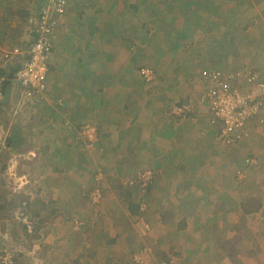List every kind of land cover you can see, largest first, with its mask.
Wrapping results in <instances>:
<instances>
[{
  "label": "crops",
  "instance_id": "0c3cea01",
  "mask_svg": "<svg viewBox=\"0 0 264 264\" xmlns=\"http://www.w3.org/2000/svg\"><path fill=\"white\" fill-rule=\"evenodd\" d=\"M209 2L212 0H95L94 6L88 2L86 7L93 14L87 13L81 2H76L81 5L78 8L71 3L66 17L77 12L76 17L69 20L70 24L64 22L57 32L55 50L49 61L47 96L35 104L30 114L35 118L38 108L41 111L42 106H52L51 92L61 90L67 92L68 103L63 94L57 101L62 109L60 126L67 129L69 122L72 129L75 124L76 136L88 119L93 120L90 113L101 119L107 109L111 112L117 108L120 114H127L131 123L140 120V125L135 122L133 126L138 125L141 131H134L127 142L122 137L120 145L114 146L111 172L118 174L122 170L132 174L145 169L160 170L152 192L144 198L149 199L150 211L146 218L155 223L153 233L158 229L157 250L163 253V258H170L173 264H264V135L261 137L256 132L259 126L253 122L247 129L248 136L236 146H222L214 128L205 126L209 123V118H205L208 113L204 110L206 116H201L202 105L196 101L199 88L205 89L209 84L202 75L204 70L200 72L198 67L214 70L209 65L212 53L205 52L203 47L202 32H206V25L216 33L225 26L216 22L214 28L209 23ZM32 9L35 4L31 0H0V55L14 45L27 51L34 38L29 25L35 15ZM151 54L157 58L149 57ZM154 64L162 71L151 85H144L140 70ZM164 79L175 83V89L182 92L197 88L195 98L183 100L192 103L195 116L176 118L181 123L163 121V126L158 122L163 104L155 103L157 95L151 91L159 89L156 86L163 84ZM192 121L200 126L201 130L197 128V131L205 132L201 137H206L204 147L197 149L198 155L192 149L197 146L190 144L191 147L188 143L190 137L188 141L178 137L179 126H194ZM191 152L195 153L194 160H202L195 163L196 167L187 164ZM247 157L257 163L247 165ZM0 192L6 201H11L6 191ZM129 193L119 194L111 205L104 198L98 206L103 212H97L102 227L98 236L103 234L106 220L117 222L120 238L108 243H115L117 247L106 249L98 244L90 252L83 249L79 259L84 262L78 260L79 264H129L124 257L132 253L134 246L130 247L131 240L125 241L127 229L135 226L134 221L141 225L138 217L130 212L132 195ZM143 200L146 199L141 192L133 201L147 203ZM26 203L32 207L38 201L32 197ZM88 204L94 206L90 201ZM52 210L55 214L47 220L53 223V233L60 226L54 219L59 215L58 209ZM73 231H76L74 227ZM0 235H3L1 230ZM62 240H56L59 250L67 248L72 258L73 241L64 235ZM54 241L47 250H42L38 257L40 264H50L48 258L58 254L52 251ZM2 242L0 238V247ZM48 251L51 253L47 254ZM87 256L91 258L84 259ZM131 261L130 257V264ZM155 261V264L161 263Z\"/></svg>",
  "mask_w": 264,
  "mask_h": 264
},
{
  "label": "rangeland",
  "instance_id": "374dc122",
  "mask_svg": "<svg viewBox=\"0 0 264 264\" xmlns=\"http://www.w3.org/2000/svg\"><path fill=\"white\" fill-rule=\"evenodd\" d=\"M39 1L42 3V0H38V2ZM94 1L95 0H68L66 12L68 13L71 3L74 5L76 4L73 7L78 8L81 5L76 2H81L83 9L86 11L88 10V8H86L87 3L89 2L90 5H93ZM221 1L223 0H212V2H209L211 12L207 16L210 17L211 22L209 23L212 26L214 25V28L215 25L218 24H216V22L224 24L223 30H220L223 32L217 31L216 33L214 30H209L208 27L210 25H206V32H202L203 42H205L203 45L206 50L205 52L208 51L212 53V57L209 58V65H218L217 67L221 70L223 67L222 64L228 66L227 69L239 68L242 70L245 68L244 71H248V66L264 68V51L261 48L264 47V0H225L222 5ZM67 13L63 17L62 25L64 22L69 20L72 21V19L76 17L77 12L69 16L68 19L66 17ZM87 13L93 14V10H88ZM247 25L250 27H247ZM220 26L221 24L219 27ZM260 50H262L263 53H260ZM0 57V59H2V54ZM149 57L154 56L151 54ZM154 58L157 57L155 56ZM154 65L153 67L158 76V72L162 70ZM206 65H208V63H206ZM147 66L152 67L151 65ZM198 68L200 72L202 69L204 71L206 69L202 66ZM65 72L66 68H64L62 73L65 74ZM141 81L144 85H151V83H153V81L149 83L143 79H141ZM162 86H166L165 88H172L173 90L163 89ZM156 88L159 89L151 91L157 95L155 103L159 105L163 104L164 107L161 106L160 110L162 112V117H160V120L157 118L158 122L161 123L162 126L164 122L169 123L171 121H176L181 123L179 120H176L179 116L178 112L174 110L170 112V107L179 101H183L185 98H195L197 88L192 91H187L186 88L184 92H182V90L179 91V89H175V83L169 82L168 79H164L163 84H158ZM11 90L13 98L10 97L11 99L9 98L7 105L0 110L1 137H13L11 152L8 153L9 156L6 154V157L0 161V191H6L11 197V201H6V199L3 198L5 195L0 192V230L3 234V237L0 235L3 241L1 243L0 253L4 244L5 248L8 250L11 249L14 253L12 254L17 258V264H40L41 262L38 257H41L42 250H47L49 243L55 240L52 251L58 254L54 257L50 256L48 258L49 263L75 264L78 260H81L79 257L83 249L90 252L93 245L99 244L98 246H105L106 249L112 248L113 245L116 246L115 243H108L112 239L118 240L120 238L118 235L120 231L116 230V227H118L117 222L113 224L111 221L107 222L106 220V227L102 230L103 236L99 237L98 235H100L101 232L100 229H102L100 217L95 225L99 230L94 229L89 233L87 232L79 235L76 231H73L75 220L72 224V220L69 219L71 217L80 218L82 216L92 217L93 214L98 212L97 209L99 208L98 206H101V203L94 204V206L91 205L92 207H90L88 201L82 196L84 192L93 186L97 178L101 181L102 198L106 199L107 205H111L115 200L117 201L118 195L126 193L127 191H131V200L132 197L134 200V198L137 199L138 195L140 196L141 193L139 192L140 194H138V189H131L126 184L129 178L135 177L136 173L132 172V174H127V171L123 172L122 170L118 172V174L111 172L114 168L111 151H114L115 145H120L122 137H124L125 139H123L127 142L129 141V136L134 134V131H141V128L138 126L141 124L140 120L132 121L131 123L127 114H120L117 108H113L111 112L110 109H107L101 116V119H98L99 116L97 114L90 113V118H93V120L88 119L87 121L93 123L95 127L100 130L102 145L89 147L88 145L90 142H88V140L85 141L83 138L79 137L80 135L76 136V133H74L75 124L72 126V129L71 123L69 125L70 127H67V129L60 126L62 115L59 114L62 109L57 101L61 99L60 96L63 94L66 95L65 99L67 104V92L61 90H55V93L51 92L50 98L52 100V106H42L41 111L40 108H38L35 113L37 116L34 118L30 114L34 109H18L15 103L14 88H11ZM203 90L204 86L200 87L199 94ZM117 95L118 94H116L115 97ZM143 95L147 97L145 93H143ZM196 98V101H198L197 96ZM108 100L110 101L111 99ZM108 100H105V102ZM161 100H163V102H161ZM199 104L203 106L199 107L203 109L202 112L200 109V115L206 116L203 114H206L204 110L208 108V105L201 102ZM207 117H210V121L213 119L211 116ZM135 122H139L137 126H133ZM191 123H193L194 126H190V124L179 126L181 128L178 131V135L183 134L182 138L187 139V141L190 137L191 140L188 143L189 145L193 144L197 146V148L194 147V149L190 145L198 155L200 151H197V149L204 147V140L206 137H201L205 133L204 131L202 133L199 132L201 128L197 126V122L192 121ZM197 128L199 131H197ZM256 132L263 137L264 126H259ZM122 133L123 136L121 135ZM219 140L222 146H227L229 148L236 146L225 145L222 137H219ZM102 147L109 150L105 153L110 158L105 157L106 160L101 158V156L104 157L100 149ZM61 152L65 153V156H63ZM96 152L99 153V156H94ZM195 153H190L187 163L194 167H196L195 163H201L202 161L199 159L194 160L193 157ZM83 155L86 159L83 158ZM83 159H85V161H83ZM238 162L239 160H237L236 164ZM97 169L102 170V174L99 175L100 177L95 175L99 173ZM156 171L159 176L161 174L160 170ZM239 171H241V169L237 171V176L240 178V175H238ZM32 197L35 201H38V203H34L32 207L30 206V209L27 204L26 206H20V203H23V201L26 202L32 199ZM5 205H7V207L3 209ZM54 207L58 209L59 213V215L54 217L56 224L60 226L56 228L57 231H53L52 233L51 225L53 223L46 220L37 231L35 230L30 235H26L24 232L25 225L19 221L21 220L22 213H29L31 216L33 213L30 214L29 210H31V212L43 210L48 215V212ZM99 212H101V214L103 213L100 209ZM152 213L153 211L151 214ZM104 215L105 214L102 216ZM35 224H37V221H35ZM133 224L135 226L128 231L130 234H127L125 238L127 239L128 236H132L133 239H127L125 241L131 240L135 242L136 245H134V251H132L130 255L129 253L125 255L124 260L126 263L130 264V257L132 259L131 262H133L132 264H155V262H157L155 261L156 259L160 261V257L157 256L156 253L158 252L157 246H159V241H156L158 231L156 226V233H153L155 230L152 224L155 223L151 224L149 230H146L142 225H138L135 221ZM71 232H74V234H71ZM62 235H64V237L70 236L73 241L72 247H74V252H72V258H69V253H67L66 250L67 248H65L64 251L62 248V251L59 250L58 241L62 240ZM74 245H77L78 248L76 249ZM55 249L60 252H56ZM144 249H146V251H144ZM48 253L51 252L48 251L47 254ZM135 255H137L139 259L135 260ZM88 257L91 258L90 256L83 258L86 259Z\"/></svg>",
  "mask_w": 264,
  "mask_h": 264
},
{
  "label": "built area",
  "instance_id": "2783aa9c",
  "mask_svg": "<svg viewBox=\"0 0 264 264\" xmlns=\"http://www.w3.org/2000/svg\"><path fill=\"white\" fill-rule=\"evenodd\" d=\"M47 2L48 4L42 13L32 16L30 19V24L35 28V33L38 35L36 41L30 44L27 51H23L19 46H14L2 54V59H0V104L7 97L13 98L11 88H14L15 103L19 110L21 108L24 110L33 109L35 104L40 103L43 97L47 95L49 60L57 32L63 23L64 15L67 13L68 0H47ZM244 70L245 68L239 70L235 79L218 69L203 72V76L209 84L199 94L198 102L207 104L213 113L214 120L221 122V137L225 145L234 146L245 139L250 122H257L260 126H264V74L262 71H256L253 68H248V71ZM140 75L144 81L149 83L156 79V71L152 67L142 68ZM7 83H10V87L6 91ZM191 106L192 104L184 107L175 106L173 110L182 116L187 110H190ZM68 124L70 125L69 122ZM79 135L80 138L90 142L89 147H93V144L99 139L98 129L93 124L82 125ZM5 140L6 137H0L1 148L3 149L6 145ZM1 159H3V155L0 154ZM256 163L254 159H246L247 165L252 166ZM156 175L158 176V172L153 169L140 171L127 186L130 188L140 184L141 188H146L149 181H152ZM238 175L242 177V171H239ZM96 180L92 186L93 190L89 194V200L93 205L101 203L103 199L101 181L99 178ZM142 207L145 209L146 205L143 204ZM27 214L23 212L19 221L27 227L29 232H32L33 226ZM262 216L264 220V209ZM74 224L76 231L83 226V222L78 219L75 220ZM144 228L149 230L150 226L144 224ZM1 250L0 264H17V258L14 257L11 249L8 250L3 244ZM137 259L139 258L135 255V260ZM173 263V260H169L159 264Z\"/></svg>",
  "mask_w": 264,
  "mask_h": 264
},
{
  "label": "trees",
  "instance_id": "16d2710c",
  "mask_svg": "<svg viewBox=\"0 0 264 264\" xmlns=\"http://www.w3.org/2000/svg\"><path fill=\"white\" fill-rule=\"evenodd\" d=\"M34 4H35V9H32V13H34L35 15L34 16H37L38 14H41L42 13V11L46 8V5L48 4V2H47V0H42V3L39 1L38 2V0H35L34 1ZM32 28H33V36H34V38H33V41H36L35 39L38 37V35L35 33V28L31 25V24H29ZM19 26V25H18ZM31 27H30V29H31ZM14 46H16V45H14ZM14 46H12L11 48H9V49H12ZM262 49H263V51H264V47H261ZM260 53H263L262 52V50H260ZM215 65H212V66H210V67H212V69H214V70H220L218 67H214ZM217 66V65H216ZM222 71H224L225 72V74L227 75V76H230V77H234V79H235V77H236V75H237V73L239 72V68H235V69H233V68H231V69H227L228 68V66H226L225 64L223 65L222 64ZM232 66V65H231ZM145 67H150V66H145ZM153 68V67H152ZM249 68H253V69H255L256 71H262L264 68H262V67H256V66H251V67H249ZM155 70V69H154ZM156 71V70H155ZM6 72V71H5ZM11 76V75H10ZM156 78H157V72H156ZM245 85V84H244ZM9 87H10V83H7V85H6V91L9 89ZM8 100H9V97H7L4 101H3V103H1L0 104V110L5 106V105H7V102H8ZM189 104H192L190 101H179V102H177V103H175L174 105H172L171 107H170V112L173 110V107H175V106H178V107H184V106H186V105H189ZM194 110V109H193ZM207 111V113H208V116H211L213 119H211V121L212 120H214V116H213V113H212V111H211V109L210 108H207L206 109ZM193 116H195V114L192 112V106H191V108H190V110H187L182 116H178V118L180 119H185V118H192ZM207 118H209V123L208 124H206L205 126L206 127H209V126H211V127H213L214 128V130L216 131V134H217V136L218 137H221V135H222V133H221V128H222V124H221V122H219V121H213V122H211L210 121V117H207ZM249 125H253V122H250V124ZM249 125H248V127H249ZM255 125L256 126H260L257 122H255ZM248 127H247V129H248ZM205 133V132H204ZM182 135L183 134H180V135H178V137H182ZM98 137H99V139H97V141L93 144V147H96V146H100V145H102V136H101V133H100V130L98 129ZM7 140H6V145H5V148L3 149V148H1L0 147V154L1 155H3V154H8L9 152H11V147H12V140H13V137L11 136V137H8L7 136ZM101 150H102V154H103V156L104 157H102L101 156V158H103L104 160H106L105 159V157H107V158H110V157H108L107 155H106V153L105 152H107V151H109V150H106V149H104L103 147L102 148H100ZM62 153V155L63 156H65V153H63V152H61ZM131 153V152H130ZM130 153H127L128 155L130 154ZM111 154H113V151H111ZM94 155H95V153H94ZM97 156H99V153H97L96 154ZM95 155V156H96ZM83 158H85L86 159V157H84V155H83ZM85 159H83V161H85ZM117 166H118V164H117ZM114 169V168H113ZM99 173L98 174H95V175H99V174H102V171H98ZM136 174H138V173H136ZM113 176H115V175H113ZM135 177H136V175H135ZM134 177V178H135ZM131 179H133V178H131ZM131 179H128V181L126 182V184H128L129 182H130V180ZM156 179H157V175L154 177V179L152 180V181H149V183H148V185H147V187L146 188H141V186H140V184H136V185H134L133 187H130L131 189H138L139 188V192L141 193L142 192V194H143V199H146L145 201L143 200L142 202H147L146 204H147V206H148V208L147 209H143L142 208V205H141V203H135L133 200H131L130 202H129V205H130V212H131V214H134L135 216H137L138 218H137V220H138V222L141 224V223H143V224H147V225H149L150 227H151V224H152V221L150 220V219H147L146 217H147V215H148V213H149V211H150V206H149V203H148V201H149V199H147V198H144V196H148V195H150V193L152 192V190H153V187H154V185H155V182H156ZM136 180V179H135ZM140 189H142L143 191H145V192H143L142 190H140ZM93 189H92V187L89 189V190H87L86 192H84V194L82 195L83 196V198L85 199V200H87V201H90L89 200V194H90V192L92 191ZM129 195H131V191H130V193H129ZM149 198V197H148ZM27 202V201H26ZM25 202L23 201V203H20L21 205L20 206H26V204H24ZM23 204V205H22ZM7 207V205H5V206H3V209H5ZM29 209H30V205H29ZM98 211H99V209H97ZM96 210V211H97ZM101 211V210H100ZM94 212H95V210H94ZM31 213H33V215H29V213L27 214L28 215V217H29V219H30V221H31V223H32V226H33V231L32 232H29L28 231V229H27V227L26 226H24V232L26 233V235L27 234H31V233H33L35 230L37 231L45 222H46V220H47V218H50V217H52V216H54V210H52V211H49L48 212V214L50 215L49 217H47V214L46 213H44V211L43 210H38V211H36V212H31L30 211V214ZM93 215H94V218L92 219V217H93ZM92 215V217H88V216H82V217H69L70 219L69 220H72L71 222H72V224H73V221L74 220H77V219H79L80 221H82L83 222V226L81 227V229H82V231H77V234L79 235V234H83V233H89V232H91V230L93 231L94 229H98V227H95V223H96V220L98 219V213H96V214H93ZM142 218H144L145 220H143ZM35 221H37V224H35ZM94 222V223H93ZM37 225H39V226H37ZM142 225V224H141ZM128 226H130V222L128 223ZM143 227H144V225H142ZM128 231L130 230V229H127ZM128 234H130V232L128 233ZM101 236H103V234H101ZM127 239H133L132 238V236H128L127 237ZM111 242H113V239L112 240H110ZM131 243H130V247H133L134 246V242L133 241H130ZM133 251H134V249H133ZM138 253H140L139 251H137ZM158 254H157V256H159L160 257V262H163V261H166V262H168L169 260H171L170 258H168V257H166V258H163L164 257V255H163V253L162 252H157ZM75 264H79V261H77V263H75Z\"/></svg>",
  "mask_w": 264,
  "mask_h": 264
},
{
  "label": "clouds",
  "instance_id": "9594fccd",
  "mask_svg": "<svg viewBox=\"0 0 264 264\" xmlns=\"http://www.w3.org/2000/svg\"><path fill=\"white\" fill-rule=\"evenodd\" d=\"M54 50H55V44H54L53 52H54ZM53 52H52V54H53ZM51 56H52V55H51ZM50 59H51V57H50ZM49 61H50V60H49ZM46 96H47V95H46ZM16 105H17V104H16ZM87 123L93 124V123H91V122H87ZM87 123H85V124H87ZM85 124H83V125H85ZM66 125H67V123H65V126H66ZM93 125H94V124H93ZM94 126H95V125H94ZM1 136H2V135L0 134V137H1ZM5 137H6V140H7V139H8L7 136H5ZM5 137H2V138H5ZM6 140H5V141H6ZM5 143H6V142H5ZM0 147H1V142H0ZM7 155H8V154H7ZM8 156H9V155H8ZM8 156H7V157H8ZM4 157H6V154H3V158H4ZM1 160H2V159H1ZM1 160H0V161H1ZM6 162H7V158H6ZM97 171H99V170H97ZM142 171H143V170H142ZM136 175H137V174H136ZM132 178H134V177H132ZM83 194H84V193H83ZM143 204L146 205V208H145V209H147V208H148L147 204H146V203H143ZM143 204L141 203L142 206H143ZM142 208H143V207H142ZM145 209H144V210H145ZM142 219L145 220L144 218H142ZM141 224L144 225L143 223H141Z\"/></svg>",
  "mask_w": 264,
  "mask_h": 264
}]
</instances>
